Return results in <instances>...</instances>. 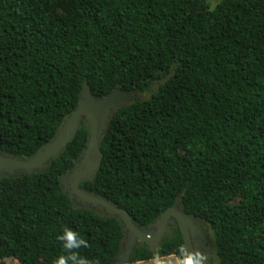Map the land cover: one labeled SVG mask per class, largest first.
<instances>
[{
	"label": "trees",
	"instance_id": "16d2710c",
	"mask_svg": "<svg viewBox=\"0 0 264 264\" xmlns=\"http://www.w3.org/2000/svg\"><path fill=\"white\" fill-rule=\"evenodd\" d=\"M161 79L149 99L114 112L99 172L81 188L142 229L181 205L209 225L217 264H264V0L214 10L206 0H0L4 155L34 158L85 88L99 99L144 94ZM88 133L83 122L44 173L1 177L2 264H113L122 225L77 207L59 184ZM170 257L191 264L178 226L128 264Z\"/></svg>",
	"mask_w": 264,
	"mask_h": 264
},
{
	"label": "water",
	"instance_id": "95a60500",
	"mask_svg": "<svg viewBox=\"0 0 264 264\" xmlns=\"http://www.w3.org/2000/svg\"><path fill=\"white\" fill-rule=\"evenodd\" d=\"M140 101L138 94L116 89L104 98H96L85 88L77 108L69 114L60 126L57 136L46 143L38 154L29 160L0 152V173L15 178L22 173L27 176L44 173L51 162L59 158L75 139L83 122L89 127L87 148L76 162L74 170L60 176L59 184L65 195L80 208L102 211L115 217L123 227L125 240L113 264H128L140 244L156 249L166 233L178 226L191 264H205L202 259L203 244L215 251V243L209 225L192 214H186L181 205L167 209L149 228L142 229L135 224L130 214L104 198L88 193L81 188L83 182L92 181L103 161L101 140L114 112L123 105Z\"/></svg>",
	"mask_w": 264,
	"mask_h": 264
},
{
	"label": "rangeland",
	"instance_id": "374dc122",
	"mask_svg": "<svg viewBox=\"0 0 264 264\" xmlns=\"http://www.w3.org/2000/svg\"><path fill=\"white\" fill-rule=\"evenodd\" d=\"M210 9L214 10L223 0H206ZM164 82L163 79L154 82L149 91L144 93V94H138L139 99L141 100H146L149 99L154 93L157 92L159 86ZM1 179V177H0ZM209 246L205 247L202 249V259L205 264H217V259L214 255L213 252L209 251ZM0 264H2L0 262ZM3 264H19L16 260L14 259H7ZM138 264H181V262L174 258H163V259H157V260H152V261H147V262H142Z\"/></svg>",
	"mask_w": 264,
	"mask_h": 264
},
{
	"label": "clouds",
	"instance_id": "9594fccd",
	"mask_svg": "<svg viewBox=\"0 0 264 264\" xmlns=\"http://www.w3.org/2000/svg\"><path fill=\"white\" fill-rule=\"evenodd\" d=\"M68 238H69V239H72V233H68ZM80 243H81V244H84L85 242L81 240ZM81 264H87V262L82 260V261H81Z\"/></svg>",
	"mask_w": 264,
	"mask_h": 264
},
{
	"label": "flooded vegetation",
	"instance_id": "af4514ba",
	"mask_svg": "<svg viewBox=\"0 0 264 264\" xmlns=\"http://www.w3.org/2000/svg\"><path fill=\"white\" fill-rule=\"evenodd\" d=\"M3 175H1V173H0V177H2ZM205 247H207L205 244H203V248H205Z\"/></svg>",
	"mask_w": 264,
	"mask_h": 264
},
{
	"label": "crops",
	"instance_id": "0c3cea01",
	"mask_svg": "<svg viewBox=\"0 0 264 264\" xmlns=\"http://www.w3.org/2000/svg\"><path fill=\"white\" fill-rule=\"evenodd\" d=\"M175 258V257H174ZM177 259V258H176Z\"/></svg>",
	"mask_w": 264,
	"mask_h": 264
}]
</instances>
